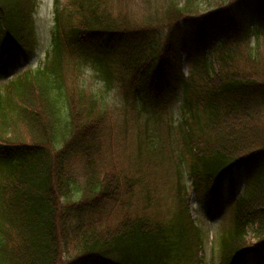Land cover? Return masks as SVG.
I'll return each instance as SVG.
<instances>
[{"label":"trees","instance_id":"trees-1","mask_svg":"<svg viewBox=\"0 0 264 264\" xmlns=\"http://www.w3.org/2000/svg\"><path fill=\"white\" fill-rule=\"evenodd\" d=\"M67 2L69 12L54 0L45 63L0 86V264L203 263L187 200L167 221L122 213L141 179L115 168L98 175L111 114L100 91L75 81L87 67L144 113L145 101L157 104L182 87L178 181L186 163L210 216L221 183L253 173L231 227L215 237L219 264L254 256L249 235L264 249V26L242 22L264 12V0H219L204 10L193 0H161L155 8L144 3L141 15L114 11L111 0ZM36 6L0 0V79L29 58ZM183 60L203 81L191 95ZM76 162L85 163L82 173Z\"/></svg>","mask_w":264,"mask_h":264},{"label":"rangeland","instance_id":"rangeland-1","mask_svg":"<svg viewBox=\"0 0 264 264\" xmlns=\"http://www.w3.org/2000/svg\"><path fill=\"white\" fill-rule=\"evenodd\" d=\"M59 1L60 6L66 7L67 12L73 9L67 0ZM158 1L161 0H111V5L114 11L119 9L141 15L144 3L155 8L159 5ZM177 1L183 4L186 0ZM218 1L193 0L203 10L209 5H215ZM36 4L35 38L31 45L32 52L27 61L9 70L6 78L0 79V86L16 76L20 77L25 71L42 66L50 56L47 53L51 51L54 0H36ZM242 22L243 26L246 25L248 28L264 26V12L244 15ZM223 33L222 30L216 33L217 38ZM234 33L237 32L234 31ZM211 60L215 61L214 55L211 56ZM182 68L183 78L188 85V94L191 95L200 89L203 81L189 73V65L184 60ZM75 81L88 92L100 91L105 96L106 106L111 114L107 118L106 129L101 140L103 153L95 159L98 175L113 171L115 168L141 179L135 196L130 200L131 205L121 212L145 213L157 221H167L174 212L178 211L181 206L179 199L183 197L187 200L190 220L195 222L202 233L203 248L199 254L203 261L202 264H219L218 254L214 247L215 237L231 227L234 202L239 197L245 196L247 185L253 181V173L240 171L234 174L231 186H228L226 182L221 183L219 204L216 209L213 208L210 216L207 215L201 201V193L194 192L191 180L186 170H183L186 163L180 164L182 177L180 182L176 175V166L180 158L179 151L182 149L178 132V124L184 119L181 109L184 98L182 87L173 85L165 94V98L157 104L153 100L145 101L148 112L144 113L139 108V104H133V102L130 105L124 104L123 96L116 84L106 89L103 82L94 77V72L89 67L81 71L79 79ZM153 111L156 113L153 114ZM75 167L79 173H82L86 165L76 162ZM77 176L79 177L78 174ZM105 224L110 225V220ZM248 239L249 244L254 245L257 252L254 256L246 255L237 264H264V249H261L250 235Z\"/></svg>","mask_w":264,"mask_h":264}]
</instances>
